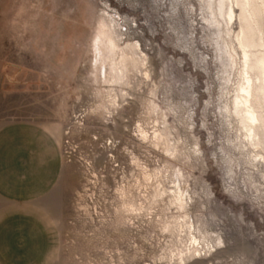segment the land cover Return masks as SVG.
<instances>
[{
  "label": "rangeland",
  "instance_id": "rangeland-1",
  "mask_svg": "<svg viewBox=\"0 0 264 264\" xmlns=\"http://www.w3.org/2000/svg\"><path fill=\"white\" fill-rule=\"evenodd\" d=\"M217 2L0 0V127L40 126L62 154L45 264H176L177 187L197 264H264V152L234 115L239 24ZM101 24L139 61L121 84L96 58Z\"/></svg>",
  "mask_w": 264,
  "mask_h": 264
},
{
  "label": "crops",
  "instance_id": "crops-1",
  "mask_svg": "<svg viewBox=\"0 0 264 264\" xmlns=\"http://www.w3.org/2000/svg\"><path fill=\"white\" fill-rule=\"evenodd\" d=\"M2 84L0 75V90ZM62 169L50 131L25 123L0 127V264H19L29 255L35 262L45 256L44 264L54 258L55 224L41 202Z\"/></svg>",
  "mask_w": 264,
  "mask_h": 264
},
{
  "label": "bare ground",
  "instance_id": "bare-ground-1",
  "mask_svg": "<svg viewBox=\"0 0 264 264\" xmlns=\"http://www.w3.org/2000/svg\"><path fill=\"white\" fill-rule=\"evenodd\" d=\"M227 6L228 10H226ZM217 12L223 17L227 16L229 22L233 19L238 20L239 31L235 35V40L241 60L242 83L235 97L233 110L242 130L245 131L247 141L264 152V4L261 0H218ZM132 47L130 45L120 47L114 33L105 24L100 25L95 51L97 60H100L99 56L103 58V76L107 83H123L128 67L137 68L139 66ZM228 54L231 62H234L236 52L229 51ZM253 119L255 123L251 122ZM162 142L164 145L167 140L163 138ZM175 192V205L185 213L182 220H179L181 222L178 223V228L176 226L180 237L178 241L182 243L181 235L184 234L183 237L186 236L189 242L184 241L188 245L184 244L177 248L171 261L176 264L187 262L197 264L201 260V252L204 251L205 237L198 240L194 236V227L186 214L184 199L186 195L184 196L178 187ZM222 244L219 240L218 249Z\"/></svg>",
  "mask_w": 264,
  "mask_h": 264
},
{
  "label": "snow or ice",
  "instance_id": "snow-or-ice-1",
  "mask_svg": "<svg viewBox=\"0 0 264 264\" xmlns=\"http://www.w3.org/2000/svg\"><path fill=\"white\" fill-rule=\"evenodd\" d=\"M261 3L264 4V0H261ZM237 7H240V5H237ZM252 123H255L256 121L253 119L251 120ZM257 159H259V157H256Z\"/></svg>",
  "mask_w": 264,
  "mask_h": 264
}]
</instances>
